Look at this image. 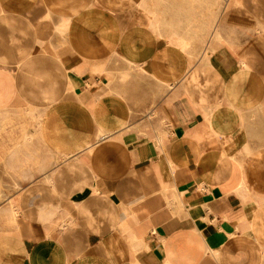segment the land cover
<instances>
[{"label": "crops", "instance_id": "crops-1", "mask_svg": "<svg viewBox=\"0 0 264 264\" xmlns=\"http://www.w3.org/2000/svg\"><path fill=\"white\" fill-rule=\"evenodd\" d=\"M0 187V264H264V0H0Z\"/></svg>", "mask_w": 264, "mask_h": 264}, {"label": "rangeland", "instance_id": "rangeland-1", "mask_svg": "<svg viewBox=\"0 0 264 264\" xmlns=\"http://www.w3.org/2000/svg\"><path fill=\"white\" fill-rule=\"evenodd\" d=\"M110 65L112 66V73L110 75V81L113 83L114 86L118 87L119 89H125V84H133V88H140L141 84H146L147 81L142 79L141 76L136 75L134 73L135 69H131L132 65L126 64L124 59H113L108 60ZM171 63V60H166ZM135 66V65H134ZM150 78H152L150 76ZM108 79V77H107ZM108 81V80H107ZM168 87V86H167ZM151 93V91H150ZM135 95V92H133ZM20 188H13V187H0V194L2 190H4L6 195H10L13 191H18Z\"/></svg>", "mask_w": 264, "mask_h": 264}, {"label": "bare ground", "instance_id": "bare-ground-1", "mask_svg": "<svg viewBox=\"0 0 264 264\" xmlns=\"http://www.w3.org/2000/svg\"><path fill=\"white\" fill-rule=\"evenodd\" d=\"M187 3H188V2H187ZM183 4H185V1L183 2ZM196 5H197V4H196ZM185 7H186V6H185ZM181 10H182V9H181ZM191 10H193V8H192ZM183 11H184V10H182V13H183ZM193 11H194V10H193ZM166 12H167V11H166ZM166 12H163V13L161 12V13L164 15ZM178 12H179V11H178ZM180 13H181V11H180ZM195 13H196V12H195ZM195 13H194L193 15H195ZM155 14H156V12H155ZM159 14H160V13H159ZM175 14H176V13H175ZM187 14H188V13H187ZM191 14H192V13H191ZM197 14H198V13H197ZM153 15H154V14H153ZM177 15H178V14H177ZM184 15H185V14H184ZM184 15H183V16H184ZM154 16H155V15H154ZM175 16H176V15H175ZM189 16H190V15H189ZM189 16H188V17H189ZM195 16H196V15H195ZM156 17H157V16H156ZM160 17H161V16H160ZM186 17H187V16H185V18H186ZM179 18H180V16H179ZM189 18H190V17H189ZM159 19H160V18H159ZM162 19H163V18H162ZM180 19H181V18H180ZM182 19H184V18H182ZM187 23H188V22H187ZM189 23H190V22H189ZM200 28H201V27H200ZM190 29H191V27H190ZM190 29H187V30H190ZM185 30H186V29H185ZM187 30H186V31H187ZM204 30H205V29H204ZM205 31H206V30H205ZM205 31H204V32H205ZM197 32H198V31H197ZM204 32H203V33H204ZM185 33H186V32H185ZM185 33H184V35H185ZM177 34H178V33H177ZM194 34H195V33H194ZM186 35H187V34H186Z\"/></svg>", "mask_w": 264, "mask_h": 264}]
</instances>
